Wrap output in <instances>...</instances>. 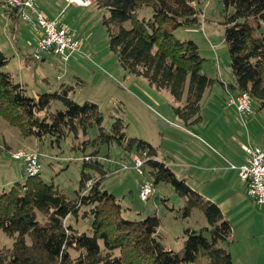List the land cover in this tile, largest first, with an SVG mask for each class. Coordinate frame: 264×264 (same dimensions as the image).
Masks as SVG:
<instances>
[{
	"label": "trees",
	"instance_id": "16d2710c",
	"mask_svg": "<svg viewBox=\"0 0 264 264\" xmlns=\"http://www.w3.org/2000/svg\"><path fill=\"white\" fill-rule=\"evenodd\" d=\"M206 1L96 0L94 4L108 10L103 24L110 37V49L122 67L145 77L152 88L168 91L178 119L186 125L201 121L202 99L219 81L233 97L243 92L251 94L253 111L246 115L247 122L257 109L264 114V34L258 32L264 20V0H223L225 41L235 77L227 85L204 70L206 58L198 43L181 39L174 32L180 26L200 23ZM144 7L152 9L151 17L139 16ZM10 59L0 48V115L23 137H51L59 143L71 133L87 134L90 127L97 125V136L85 139V144L117 142L128 151H148L150 158L145 168L155 187L160 182L169 183L184 200L180 208H169L181 210L184 218L199 209L207 223L200 229L184 227L181 251L168 247L159 231L160 216H124L126 208L104 186L108 170L99 161L97 149L94 154H85L90 158H83L96 173L82 171L74 198L46 181L41 172L0 191V228L14 236L12 246L0 247V264H233L231 252L223 245L231 239L233 228L218 203L193 189L158 159L149 141L128 136L122 117L107 129L98 103H81L71 97L74 84L63 83L54 91L28 92L12 71L3 69ZM56 101L62 107L54 108ZM80 211L92 218L91 233L68 222L70 215L78 216ZM38 214L43 215L41 220Z\"/></svg>",
	"mask_w": 264,
	"mask_h": 264
},
{
	"label": "rangeland",
	"instance_id": "374dc122",
	"mask_svg": "<svg viewBox=\"0 0 264 264\" xmlns=\"http://www.w3.org/2000/svg\"><path fill=\"white\" fill-rule=\"evenodd\" d=\"M224 13L223 0H207L203 4L200 23L180 26L174 32L181 39H193L198 43L202 56L206 58L204 70L209 75L222 80L224 78L226 82H232L235 77L231 71L229 48L225 41ZM4 14L6 13L4 12ZM107 14L108 10L93 6L91 11L82 12L72 26V29L84 35L81 38L83 42L80 41L84 43V47H90L85 48L87 52L82 54V59L72 62V66L76 67L77 65L80 69V77L78 76L79 78L72 82L75 85V91L71 93V97L81 103L86 100L98 103L104 115L103 125L107 129L111 128L117 117H122L128 136L143 138L151 141L154 147H162V143H166L169 139L166 135L168 130H175L171 125L175 121L174 118H177L173 109L172 97L166 90L153 88L157 94L164 98L158 104L143 90L149 84L145 77L130 73L122 67L117 55L110 49V37L103 24V18ZM139 16L151 17L152 9L150 7L140 9ZM24 22L26 23H23L24 26L20 28V37H22L16 42L13 39L14 34L10 33V43H7L14 49L20 47L22 52L8 50L5 46L6 42L1 37L0 48L11 56L9 63L3 69L12 71L16 79L20 77L24 81L27 91L32 92L38 87L45 86L42 77H51L53 74L51 70L64 69L65 65L59 57L61 62L56 60V64L48 57L45 60H37L33 57L34 48L31 36L34 33L29 27V23ZM260 24L263 26L258 32L261 31L264 34V22H260ZM126 25L130 26V23L127 22ZM5 31L10 32L8 29ZM21 56L27 57L26 60L23 58L24 68L18 66V59ZM215 84L216 87L213 89H216L217 98H223L226 91L219 81ZM207 98L208 94L203 101L201 111L202 115H206L205 125L214 119L216 104H220L216 98L212 101ZM225 100L228 102L227 96H225ZM254 106L257 109V103ZM60 107L62 104L56 101L54 108ZM256 114L264 121V114L261 110L257 109ZM199 128L200 126L196 125L192 129L198 132ZM98 132L97 125H93L88 129L87 134L82 131L78 136L71 133L61 139L59 143L52 141L51 137H45L43 140L35 136L23 137L17 127L10 125L0 115V191L10 188L15 182L23 183L28 177L23 162L14 158L12 152L21 148L35 149L41 155L42 177L48 182H53L68 197L74 198L80 188L82 171L96 173L95 168L85 164L83 156L94 154L98 149L99 161L108 170L107 176L104 177V186L120 199L126 208L124 216L142 218L149 214H157L161 217L159 231L165 236L166 245L175 251H181L184 227L200 229L204 226L207 220L203 212L194 209L190 216L184 218L181 215V210L180 212L171 210L169 207L180 208L184 200L176 193L171 184L165 182L157 184L152 195L142 199L140 195L142 176L133 168L117 172L122 163L133 165V154L137 152L135 150L128 151L117 142L100 145L92 142L84 143L85 139L93 140ZM8 146L10 147L8 148ZM145 174L149 175L147 170ZM82 213L80 211L78 216L70 215L68 222L80 231L91 233L92 218L83 216ZM38 215L41 220L43 215ZM27 241L30 242L29 237H27ZM13 242L14 236L6 234L0 228V247L12 246Z\"/></svg>",
	"mask_w": 264,
	"mask_h": 264
},
{
	"label": "crops",
	"instance_id": "0c3cea01",
	"mask_svg": "<svg viewBox=\"0 0 264 264\" xmlns=\"http://www.w3.org/2000/svg\"><path fill=\"white\" fill-rule=\"evenodd\" d=\"M37 5L48 16H59L73 36L83 42L81 38L84 35L72 29V26L82 12L91 11L92 7L96 6L95 4L79 6L75 3H68L66 0H38ZM23 23L26 22L17 12L9 17L4 14L0 6V37L6 42L5 46L8 50L22 52L20 47L14 49L8 44L10 33L14 34L15 41L22 37H20V28L24 26ZM262 26L263 24H260V28ZM29 27L34 33L31 36L34 48L37 35L30 24ZM7 29L10 32L5 31ZM89 47H84V43H81V52H76L69 61H63L64 69L51 70L55 75L42 77L45 86L38 87L31 93L54 91L59 89L63 83L72 84L74 79L80 77V69L77 65L72 66V62L82 59V54L87 52L85 48ZM24 56L18 59L19 68L25 67L23 58L26 60L27 57ZM47 57L51 58L54 63L56 60L57 62L62 61L52 52H45L41 60ZM17 80L25 86L20 77ZM223 81L227 85L228 81L226 82L224 78ZM215 85L207 90L201 102L202 105L207 94V99L210 101L218 99L220 104H216L214 119L205 125L206 115H203L198 123L186 125L180 119L174 118L175 121H171V125L175 130H168L166 134L169 137L168 141L163 142L162 147H155L156 157L165 161L193 189L221 207L233 228L231 239L223 244L231 252L233 264H264V210L248 195L246 184L240 179L237 170L229 164L230 162L241 164L245 161L246 152L241 147L244 142L264 149V121L254 111L244 124L236 110L226 102L227 93L223 98L221 97L222 99L217 98L216 89H213ZM224 86L222 85L223 89ZM145 88L144 92L158 104L164 100L163 96L157 94L151 86L147 85ZM196 125L200 126L199 133L192 129Z\"/></svg>",
	"mask_w": 264,
	"mask_h": 264
},
{
	"label": "built area",
	"instance_id": "2783aa9c",
	"mask_svg": "<svg viewBox=\"0 0 264 264\" xmlns=\"http://www.w3.org/2000/svg\"><path fill=\"white\" fill-rule=\"evenodd\" d=\"M38 0H0V6L9 16L14 11L27 21L34 29L37 40L34 45L33 57L42 59L45 52H52L60 57L62 61H69L72 55L81 51V42L75 38L67 25L63 24L59 16L51 17L39 9ZM68 3H75L79 6H90L96 0H66ZM228 105L235 106L236 111L245 123V117L252 112V96L249 92H243L237 97L232 94L228 97ZM242 149L246 152V161L241 164L230 163V166L237 168L241 180L247 185L248 195L259 204L264 210V149L250 143H242ZM14 158L24 164V170L28 176H34L41 172L40 153L35 150L23 148L12 152ZM83 158L88 159L90 155ZM150 158L148 151L143 150L133 154V165L122 163L117 172L126 168L135 169L141 176L140 195L146 199L155 190L153 180L147 176L145 163Z\"/></svg>",
	"mask_w": 264,
	"mask_h": 264
},
{
	"label": "bare ground",
	"instance_id": "6f19581e",
	"mask_svg": "<svg viewBox=\"0 0 264 264\" xmlns=\"http://www.w3.org/2000/svg\"><path fill=\"white\" fill-rule=\"evenodd\" d=\"M139 152V151H138ZM150 155V154H149ZM152 158V157H151ZM142 180V179H141Z\"/></svg>",
	"mask_w": 264,
	"mask_h": 264
}]
</instances>
